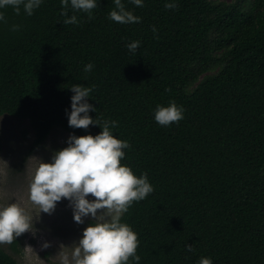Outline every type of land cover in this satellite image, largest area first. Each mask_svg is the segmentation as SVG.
<instances>
[{
	"label": "trees",
	"instance_id": "1",
	"mask_svg": "<svg viewBox=\"0 0 264 264\" xmlns=\"http://www.w3.org/2000/svg\"><path fill=\"white\" fill-rule=\"evenodd\" d=\"M122 3L139 22L111 20L114 0H97L92 19L69 0L78 24L63 23L61 0L32 15L0 9V114L29 120L32 150L53 126L95 136L99 125L68 124L70 88H92L89 115L117 122L130 145L121 164L154 189L121 217L138 264H264V0ZM172 101L184 118L161 126L157 105ZM17 242L0 247V264H17Z\"/></svg>",
	"mask_w": 264,
	"mask_h": 264
},
{
	"label": "clouds",
	"instance_id": "2",
	"mask_svg": "<svg viewBox=\"0 0 264 264\" xmlns=\"http://www.w3.org/2000/svg\"><path fill=\"white\" fill-rule=\"evenodd\" d=\"M41 3L42 0H0V9L12 7L19 15L22 6L27 15H32ZM132 3L143 6V0H132ZM61 5V15L66 17L63 23L78 24L76 15L68 16L69 0H61ZM114 5L115 9L109 13L111 20L120 24L140 21V17L125 8L122 0H114ZM70 6L75 11L87 13L92 19L97 0H70ZM165 7L175 9L177 5L167 3ZM0 21L7 23L2 12ZM19 27L12 25V30L17 31ZM152 30L154 34L157 31L155 26ZM139 45L140 41H133L127 48L134 53ZM92 68L89 63L84 71L90 72ZM70 90L73 95L69 127L87 129L90 125H99L102 131L95 136L70 135L67 147L55 152L51 162L38 164L28 188V199L38 209L35 216L17 202L0 206V245L12 244L26 232L35 235L34 220L39 219L40 213L51 215L57 203L67 199L77 224H83L84 218L89 216L95 222L84 228L70 254L63 250V244L60 245L57 254L60 264H128L130 258L138 264V235L128 224L121 222V217L134 202L152 193L153 186L146 173L138 177L130 167L121 164L124 149L130 145L126 140L116 138L110 130L117 126V122L101 123L89 115V111H95L94 106L87 102L92 88L75 84ZM183 113V107L172 101L168 106L157 105L154 118L159 125L168 126L182 120ZM89 196L94 199H88ZM49 246L48 241L41 245L42 249ZM187 247L192 250L191 245ZM199 264H212V260L203 257Z\"/></svg>",
	"mask_w": 264,
	"mask_h": 264
},
{
	"label": "rangeland",
	"instance_id": "3",
	"mask_svg": "<svg viewBox=\"0 0 264 264\" xmlns=\"http://www.w3.org/2000/svg\"><path fill=\"white\" fill-rule=\"evenodd\" d=\"M33 137L28 119L0 114V206L17 202L35 216L38 209L28 199L31 177L41 161L51 162L55 152L67 147L69 134L60 126H53L42 145L32 150ZM88 199L94 198L89 196ZM93 221L89 216L84 218L83 224H77L69 201L62 199L51 215L41 212L39 219L34 220L35 235L26 232L17 237L19 250L14 252L17 264H60L57 255L60 245L70 254L84 228ZM45 241L50 242V246L42 249ZM0 247L12 252L10 244Z\"/></svg>",
	"mask_w": 264,
	"mask_h": 264
}]
</instances>
